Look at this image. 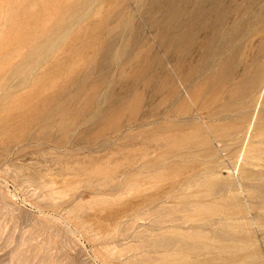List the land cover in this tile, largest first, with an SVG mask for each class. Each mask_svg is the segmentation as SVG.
Returning <instances> with one entry per match:
<instances>
[{
  "label": "rangeland",
  "instance_id": "obj_1",
  "mask_svg": "<svg viewBox=\"0 0 264 264\" xmlns=\"http://www.w3.org/2000/svg\"><path fill=\"white\" fill-rule=\"evenodd\" d=\"M0 55V264H264V0H0Z\"/></svg>",
  "mask_w": 264,
  "mask_h": 264
},
{
  "label": "bare ground",
  "instance_id": "obj_2",
  "mask_svg": "<svg viewBox=\"0 0 264 264\" xmlns=\"http://www.w3.org/2000/svg\"><path fill=\"white\" fill-rule=\"evenodd\" d=\"M3 11H4V9H3ZM3 18V17H2ZM182 22V21H181ZM8 23V22H7ZM216 24V23H215ZM4 26V25H3ZM22 39H24V38H22ZM74 39H76V37L74 38ZM6 40V39H5ZM23 41V40H22ZM85 42V41H84ZM83 42V43H84ZM86 42H88L87 40H86ZM23 43V42H22ZM17 44V43H16ZM92 44V43H91ZM4 45V44H3ZM84 45V44H83ZM86 45V44H85ZM87 45H90V44H88L87 43ZM91 46V45H90ZM93 46V45H92ZM91 46V47H92ZM94 48V47H93ZM80 49V48H79ZM83 49H86V48H84V46H83V48H82V50ZM92 49V48H91ZM95 51V50H94ZM69 54H71V53H69ZM6 55V54H5ZM4 58L5 57H3V55H0V61H3L4 62ZM4 65H5V63H3ZM7 64V63H6ZM2 65H0V67H1ZM4 67V66H3ZM2 67V68H3ZM17 68V67H16ZM2 71V70H1ZM3 73V72H2ZM1 75V74H0ZM46 81H48V80H46ZM53 81V80H52ZM1 82V81H0ZM43 82V81H42ZM41 82V83H42ZM37 85H38V83H36ZM3 85V84H2ZM41 85V84H40ZM39 86V85H38ZM89 86V85H88ZM85 87V86H84ZM3 88V87H2ZM43 88V87H42ZM35 89V88H34ZM99 89V88H98ZM39 91V90H38ZM76 94V93H75ZM88 96V95H87ZM93 96V95H92ZM77 97V96H76ZM51 98V97H50ZM49 98V99H50ZM73 98V97H72ZM77 98H79V97H77ZM76 98V99H77ZM93 98H95V97H93ZM92 98V99H93ZM39 100V99H38ZM71 100V99H70ZM69 100V101H70ZM86 100V99H85ZM95 100V99H94ZM35 101V100H34ZM33 101V102H34ZM52 101V100H51ZM76 101V100H75ZM91 101V100H90ZM26 103H22L21 104V113L18 115V118H19V120H17V123H15V125H14V127L15 128H19V127H25V126H23L25 123H27L28 122V118L27 117H25V112H30V111H32V112H36L37 110L39 111V109H40V107H42L43 108V106H46L47 104H48V98L46 97V98H44V99H40L39 100V102L37 103L36 102V104H34L33 103V105H31L30 103H32V102H30V103H28V101H25ZM66 102V101H65ZM74 103V102H73ZM76 104V103H75ZM74 104V105H75ZM91 104V103H90ZM94 104V103H93ZM88 105V104H87ZM86 105V106H87ZM86 106H84V107H86ZM60 107V106H59ZM74 106H72V108H73ZM41 108V109H42ZM53 108H54V106H53ZM47 109V108H46ZM68 109H70V107H69V104H67V106H61L60 108H57V109H52L51 111H49V112H47V113H45L46 115H44L45 117L43 118L44 120V122H43V125H44V123L46 122V124L48 123L47 121H48V119H49V121L50 122H52V121H54V118H55V116L57 115V114H60L61 116H63L64 117V115H67V114H69V113H72V112H70ZM87 109V108H86ZM85 109V110H86ZM24 111V112H23ZM29 115V114H28ZM32 117V115H29L28 117ZM59 116V115H58ZM57 116V117H58ZM61 116H59L60 118H61ZM69 116V115H68ZM47 117V118H46ZM70 118H68L69 120L71 119V116H69ZM72 117H73V115H72ZM59 118V119H60ZM106 118V117H105ZM39 119H41V118H39ZM63 119V118H62ZM30 121V120H29ZM56 121V120H55ZM34 122V121H33ZM41 123H42V119H41ZM67 123H68V121H67ZM51 124V123H50ZM59 124L63 127V126H65V124H66V120H61V122H59ZM73 124V123H72ZM68 126V125H67ZM25 136H26V139L28 138L29 140H32V141H35V140H37V139H39L40 138V132L39 131H34V132H32V133H29V134H24ZM24 136V137H25ZM43 139H46V137H44ZM214 225V224H213ZM204 235V234H203ZM200 243V242H199ZM226 248V247H225ZM179 253H180V251H179ZM182 259V258H181Z\"/></svg>",
  "mask_w": 264,
  "mask_h": 264
}]
</instances>
